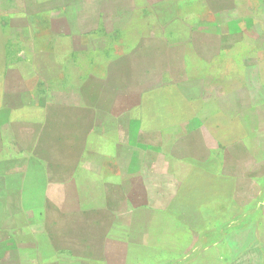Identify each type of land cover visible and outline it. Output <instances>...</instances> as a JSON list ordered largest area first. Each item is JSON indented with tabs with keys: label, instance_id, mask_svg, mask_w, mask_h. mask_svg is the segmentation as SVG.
Instances as JSON below:
<instances>
[{
	"label": "rangeland",
	"instance_id": "obj_1",
	"mask_svg": "<svg viewBox=\"0 0 264 264\" xmlns=\"http://www.w3.org/2000/svg\"><path fill=\"white\" fill-rule=\"evenodd\" d=\"M41 1L45 19L76 2ZM102 1L151 5L136 14L150 16L139 25L150 40L121 44L135 47L129 60L104 35L107 49L97 55L33 54L30 42L11 49L23 54L2 55L3 36L25 29L0 24V264H264V250L252 245L255 232L240 228L257 223L246 215L256 185L247 175L238 190L217 180L210 170L220 160L209 157V143L234 144L235 156L241 145L264 144V92L259 97L248 83L226 87L227 117L209 119L217 84L205 83L211 65L239 72L244 52L264 60V0ZM21 2L0 0V14ZM126 63L138 73L149 64L153 73L148 92L120 97L134 108L130 133L99 126L93 114L78 120L74 91L84 80L92 93L100 64L113 85L141 83L140 75L121 73ZM109 84L101 105L115 112L112 95L124 89ZM244 160L240 172L253 174V160Z\"/></svg>",
	"mask_w": 264,
	"mask_h": 264
},
{
	"label": "crops",
	"instance_id": "obj_2",
	"mask_svg": "<svg viewBox=\"0 0 264 264\" xmlns=\"http://www.w3.org/2000/svg\"><path fill=\"white\" fill-rule=\"evenodd\" d=\"M26 1L27 0H23V2H21L20 5L22 6H19V10L16 9L17 11L10 12L5 16L0 14V24L10 23L13 26L24 27L25 29L13 33H7L3 36L1 39L2 55L12 54V52L15 55L23 54L24 51L16 52L12 50L17 49L15 46H18V48H21L19 50H22V48L26 47L25 44L28 42L32 44L33 54H40V52H42L46 54L53 53L67 56L83 54L97 55L101 54L102 48L107 49V47H102L101 43V36L104 35L107 36L111 44H115V52L117 56L127 57L129 60L136 54L135 47H133V45L130 47L129 45L123 48L121 45L122 43L126 42V40L128 42V40L133 39V43L139 40L138 42H141L143 45L144 40H150L148 29H144L143 25L139 26L145 22V24H147V22L150 21V16L144 17L143 15H136L145 8L151 10L149 1H146V4L128 2L122 6L118 7L115 5L113 7L111 4L107 6L106 2L102 0H94L91 4H86L84 0H76V2H67L63 5L60 15H57L56 17L49 16L46 19L45 13H43L44 11L41 10L42 7H37L41 0H30L29 5L26 4ZM43 2L44 0H42L40 4ZM157 13H159V10H157ZM217 19L219 21V18ZM163 21L164 19L157 20L158 23H163ZM106 22L112 23L113 27L116 25L118 28L112 27L111 29L105 30L103 24ZM40 23L45 26L42 28L43 30L35 27ZM224 23H226V20L223 19L222 24ZM262 23H264V21ZM219 24L220 21L217 24L218 27ZM119 25H123V27L120 26L122 27L120 28ZM258 34L261 36L264 35V26L261 27V32ZM211 37L213 36H210V38ZM254 40L260 41V43L261 40L263 41L262 37L258 36H254ZM260 48H263L262 45H260L258 49ZM247 54L248 53L244 52L240 55V73L238 70L236 73L233 68L229 67L228 72H226L227 70L225 67L220 69L218 67L216 71H214L212 65V67L209 66V69L205 71L207 78L209 74L210 79L205 80L207 81L205 82L206 85L208 86V83L211 82L217 84L215 87V90H217L216 96L210 100V102L214 104V109L211 113L209 108V119L227 117L226 112H228L229 109L226 108V105L229 102V98L228 94L225 92L226 87H238L239 83H242L241 85L248 83L249 86H254L257 93L261 92V90L264 92V60H257V64L254 60H251V56L253 55ZM254 55L256 54L254 53ZM162 61H164V59H162ZM101 67L102 64H100L99 67V74L94 77L95 84L91 94L87 95L84 92V80H80L74 91L77 99V102L75 103L77 107H72V109H74L73 112H77L78 120L84 119L87 114H93L94 120L100 121L99 126L104 122V124H108L109 127L112 126L115 130L123 129L127 135L128 131L130 133V130L133 127L132 120L134 119V108L132 104H128L130 105L129 107L127 104L121 103L120 97H136L137 94L140 95V92L138 91L140 88L141 95L144 94V88L146 89L145 93L148 92L150 75H153V73H150L149 64H145V66L143 65L140 73H138L134 71L135 69L132 64L126 63V69H122L121 73L129 71L133 72V75L135 76L140 75L141 83L136 84V79L131 78V80L123 81L124 83L121 84V86H116L113 85L114 79L103 75ZM109 67H111V65ZM252 71L253 75L250 74ZM82 72L81 69H79L78 76L81 75L80 73ZM210 72L216 73V75H212ZM82 78L84 79V76H82ZM103 83H110L109 86L114 87L115 89H117V87H122L124 89L123 92H116L114 93L115 95H112L110 108H114L115 112H108L107 110H104V107L101 105L103 100L108 98V95H106L108 90ZM103 85L104 87L102 88ZM258 96L261 97L260 93ZM261 103L263 104L262 109L264 111V100H261ZM87 108L91 110L87 112ZM100 134L104 135L105 133L100 132ZM209 136H213V133L210 131ZM235 146L236 145L234 144L226 146L221 143H209V157L215 160H220V164L216 165L212 171L210 170V173L219 181L230 182L233 185V188L237 190L240 188V175L241 177L247 175L246 177H249L250 181L256 185V192L251 198L252 203L250 206L252 207H249V209L246 210V215L254 216L255 218H253V222L257 221V223L243 225L240 228L243 229L245 227L253 230L255 232V237L252 239V245L260 250H264V144L257 143L249 145L245 149H243V145H241V156L231 154L235 151ZM220 151L223 154L219 158L216 155L210 154ZM245 152L249 153V155L246 156L244 154ZM246 158L252 159L257 167V170L253 174L250 172L247 174L245 172L241 173L239 170L240 164H242ZM230 161H232L234 165L232 166V171L229 166ZM223 227L224 226H222V230ZM220 260L222 261V259Z\"/></svg>",
	"mask_w": 264,
	"mask_h": 264
}]
</instances>
